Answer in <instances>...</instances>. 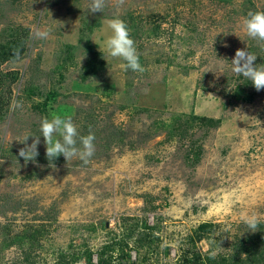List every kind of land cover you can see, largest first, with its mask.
Masks as SVG:
<instances>
[{
	"label": "rangeland",
	"instance_id": "374dc122",
	"mask_svg": "<svg viewBox=\"0 0 264 264\" xmlns=\"http://www.w3.org/2000/svg\"><path fill=\"white\" fill-rule=\"evenodd\" d=\"M90 3L0 0V47L11 32L26 37L0 67L18 75L0 120V264L74 254L90 264L89 252L98 264L103 251L111 264H264V89L232 71L237 49L264 67L262 42L244 28L264 0H106L101 13ZM116 18L142 73L106 52ZM53 114L94 133L87 164L49 162L42 135L35 162L19 157ZM251 215L255 232L243 221ZM253 236L249 263L239 246Z\"/></svg>",
	"mask_w": 264,
	"mask_h": 264
},
{
	"label": "clouds",
	"instance_id": "9594fccd",
	"mask_svg": "<svg viewBox=\"0 0 264 264\" xmlns=\"http://www.w3.org/2000/svg\"><path fill=\"white\" fill-rule=\"evenodd\" d=\"M123 3L124 0H117L118 5H123ZM105 5L106 0H91L88 12L101 13ZM106 23L108 29L111 30V35L105 41L107 54L113 58H120L125 61L126 69H130L133 72H144L145 69L140 63L135 42L130 37V30L126 23L119 18L109 20ZM244 28L250 38L262 42L261 47H264V11L249 12L247 18L244 20ZM38 35L47 37L48 33L40 32ZM256 59L257 56L250 53L247 49H237L232 59V71L236 75H242L250 80L255 89L260 91L264 89V67L258 68L257 64H255ZM20 106V104L16 105V107ZM40 133V135L25 136L24 140L20 141L25 146L19 149L18 155L23 158L25 163L28 161L35 162L36 157L39 155L38 145L40 144L41 135L44 138L46 145L45 154L49 162H52L62 154L66 161L78 158L84 164H87L94 156V133L89 132V134L81 136L70 116L62 117L53 114L51 119L47 117L43 118ZM57 135L61 139L54 140V137ZM29 136L33 137L31 144L27 143ZM243 221L247 229L253 232L259 228L260 218L256 215L245 216L243 217ZM215 255L216 253L213 252L212 257L214 258Z\"/></svg>",
	"mask_w": 264,
	"mask_h": 264
},
{
	"label": "trees",
	"instance_id": "16d2710c",
	"mask_svg": "<svg viewBox=\"0 0 264 264\" xmlns=\"http://www.w3.org/2000/svg\"><path fill=\"white\" fill-rule=\"evenodd\" d=\"M23 31L22 30H18V31H14L11 32L10 37H8L3 43H1V47H0V67L2 65V63L10 60V59H14L17 58L25 49L26 46V37L23 36ZM18 81V75L16 73L11 74V73H4L1 71L0 69V84L2 82H5L6 86H5V90H0V120L3 119L4 116H6L8 114L9 108H10V96H12V85L15 84ZM240 92L243 93V98L244 100H250L252 99L253 94L249 93V94H245L244 91L242 89H240ZM50 93V92H49ZM4 94H10V96L7 95V98L5 100L4 98ZM51 94L53 97L55 98L57 96L56 92H53L51 90ZM49 100V99H48ZM44 105H48V101H44L43 102ZM211 124H215L214 122H211ZM201 228L204 230L205 225H202ZM115 239V238H114ZM243 240V239H242ZM122 243L120 245L122 252H123V248L125 245L124 240L122 241V239L120 240ZM119 241V243H120ZM116 243L113 242V246L112 245H108L106 246V250L109 251V248L111 247L112 249H114L113 247H115ZM258 242L254 239V236L251 238V244L248 243L247 240H243V242L241 243V245L239 246L240 249H243L244 251H247L249 253H252L253 255L248 259L251 262L249 263H253L252 261V257L255 259V255L258 253H255L254 248H257ZM251 250V251H250ZM257 250V249H256ZM87 256V260L88 262H90V264H94L92 262V253L89 252L86 254ZM76 254H74V256L71 255H66L63 258V261L59 264H76L78 261V258L75 257ZM114 256L110 255L109 258L105 257V251L100 253V258H99V263L98 264H111V261L113 260ZM120 258L124 259L123 256H120ZM210 260L213 261V257H209L208 258ZM234 259V258H233ZM233 262L235 264L236 260L234 259ZM244 260H242L243 264ZM226 261H224L223 264H225ZM231 263V264H234ZM121 264V263H120ZM212 264V263H211ZM217 264V263H215Z\"/></svg>",
	"mask_w": 264,
	"mask_h": 264
}]
</instances>
